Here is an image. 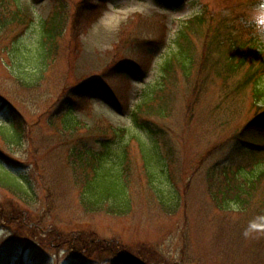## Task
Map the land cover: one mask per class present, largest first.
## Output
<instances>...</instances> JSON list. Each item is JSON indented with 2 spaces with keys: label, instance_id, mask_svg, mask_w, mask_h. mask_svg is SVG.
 <instances>
[{
  "label": "rangeland",
  "instance_id": "374dc122",
  "mask_svg": "<svg viewBox=\"0 0 264 264\" xmlns=\"http://www.w3.org/2000/svg\"><path fill=\"white\" fill-rule=\"evenodd\" d=\"M63 1L68 7L66 25L55 40L57 51L51 54L42 23L55 0H0V18H11V12L19 9L29 21L0 29V165L36 195L29 204L0 187V214L8 218L0 221V264H117L107 253L95 251L113 243L138 262L136 255L147 259L145 264H264V230L253 222L254 214L239 212L237 205L219 210L203 182L204 171L212 164L222 166L239 158L236 135L264 111L262 102L255 105L251 87L238 90L241 73L216 74L192 103L191 83L178 70L167 116L140 114L163 119L179 154L184 176L177 173L171 181L163 175L162 162L156 166L160 186L168 196L180 199L176 210L164 209L147 189L136 143L130 149L135 205L124 217L87 214L67 161L74 143H93L94 136L109 133L111 127L129 128L126 137L139 131L147 137L149 130L136 127L131 111L153 98L163 82L160 66L174 52L183 22L206 6L218 14L243 0H180L169 6L161 0H104L96 2V13L82 26L74 22L82 0ZM245 1L239 12L242 22L256 24L257 39L264 46V4L251 6ZM140 19L165 24L166 43L144 78L129 72L113 74L112 67L121 59H147V53L140 51L143 40L155 41L164 31L161 24L142 26ZM136 37H140L138 48L133 45ZM94 77L104 79L128 108L102 95L81 104L74 88ZM26 78L35 83L28 85ZM262 80L264 86V76ZM209 150L218 151L200 171L198 163ZM259 168H246L242 174L249 177ZM81 237L88 240L89 254L75 259L74 254H80L71 240Z\"/></svg>",
  "mask_w": 264,
  "mask_h": 264
},
{
  "label": "trees",
  "instance_id": "16d2710c",
  "mask_svg": "<svg viewBox=\"0 0 264 264\" xmlns=\"http://www.w3.org/2000/svg\"><path fill=\"white\" fill-rule=\"evenodd\" d=\"M161 1L171 3L176 0ZM96 2L102 4L105 1H81L74 14L75 24L82 26L90 21L98 7ZM243 3L244 0L230 9L227 6L218 14L209 11L206 6L201 13L184 21L175 38L174 52L160 66L163 82L153 98L145 100L131 111L136 127L149 130L150 134L147 137L141 131L130 133V136L126 137L129 128L111 127L109 133L105 129L101 136H94L93 143L87 144L79 140L67 151L68 165L80 189L79 203L87 214L103 212L107 215L124 217L134 210L136 182H132L134 179H132L130 158V149L134 143L142 155L147 189L156 195L164 209L173 211L180 206L178 195L168 196L156 179V166L161 162L163 175L167 179L171 181L176 179L177 173L181 176L185 175L183 167L181 169L180 166L179 154L175 152L169 141L166 127L162 123L163 119L160 121L140 116L143 112L158 114L162 118L167 116L171 110L170 104L174 97L178 70H181L184 78L191 83L192 103L197 102L199 96L206 92L207 86L215 79L216 74L237 75L241 73L238 90L251 87L255 105L262 102L264 107L262 83L264 46L253 35L256 31L255 27H248L241 20L244 15L239 12ZM260 3V0L245 1V4H251V6ZM67 13L66 3L63 0H55L50 16L42 23L44 42L50 45L51 54L57 51L55 40L64 32ZM7 17L0 18V29L27 20L19 9L11 12V18L8 15ZM140 20L142 26L145 27L161 24L164 31L161 30L155 41L145 42L143 40L145 46L141 47L140 51L147 53V59L140 60V62L121 59L112 67L111 70L116 72L113 74L122 75L129 72L130 76L138 77L147 73L151 68L153 58L165 45V24L161 21L157 24L156 19ZM139 39L140 37H136V42L133 43L136 48L140 44L137 42L140 41ZM117 75L116 78H119ZM20 78L25 81V77L20 76ZM39 78L40 76L35 82ZM26 81L28 85L29 82L35 83L34 79L26 78ZM74 89H76L75 94L77 93L81 99V104L88 98L102 95L106 100L122 105L124 110L128 108V102L121 103L120 97L106 84L104 79L94 77ZM156 101L157 105H154ZM72 102L71 100L70 103ZM258 147H263V149H258ZM262 150H264V111L256 114L252 121L247 122L236 135L235 151L239 158L222 166L212 164L204 171L203 182L207 193L219 210L228 211L227 209H231L232 205H237L239 212L253 213V222L258 228L264 230V154L259 156V153H264ZM216 151L209 150L198 163V170L201 171L208 162V158ZM256 165L260 166L257 173L249 177L242 174L244 169H252ZM0 187L6 188L19 200L23 199L29 204L35 201L36 195L25 185V182L1 165ZM0 221H8L7 215L0 214ZM76 240L72 239L71 245H74V241L77 243L75 251L80 255L74 254V258H83L82 256L89 254L90 245L88 246V240L82 237ZM119 249L121 247L113 243L108 246L103 245L95 251L107 253L109 259L117 264H140V262L145 264L144 262H147V259L136 255V258L141 260L138 262L131 255L123 252V249Z\"/></svg>",
  "mask_w": 264,
  "mask_h": 264
}]
</instances>
